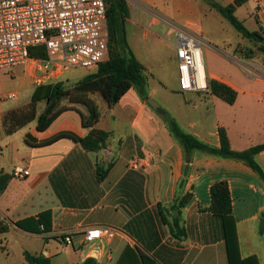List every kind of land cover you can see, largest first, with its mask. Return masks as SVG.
I'll return each mask as SVG.
<instances>
[{
  "label": "crops",
  "instance_id": "1",
  "mask_svg": "<svg viewBox=\"0 0 264 264\" xmlns=\"http://www.w3.org/2000/svg\"><path fill=\"white\" fill-rule=\"evenodd\" d=\"M213 1L226 6L236 0ZM125 2V22L158 27L163 23L153 16L156 12L169 34L170 26L177 27L203 44L199 29L189 28L195 24L174 26V16L185 11L194 14L203 3L205 11L215 10L206 0ZM234 14L243 25L256 16L257 28L252 31L264 29V0H242ZM128 32L125 29L130 49ZM206 44L217 48L208 38ZM225 50L229 61L212 53L246 82L237 85L220 72L206 67L205 71L207 79L236 92L233 103L210 89L199 100L194 99L199 93H180L190 100L175 117L184 133L211 147H219L218 129L223 128L231 149L243 151L264 143V73L248 78L244 68L259 62ZM33 90L34 86L31 95ZM141 95L131 88L108 106L94 93L99 118L92 127L84 126L87 110L79 106L67 107L43 131L36 129L34 119L7 134L0 120V220L8 227L0 233V264H23L25 251L42 253L51 264H229L226 217L213 211L210 194L219 182L228 187L240 259L255 257L264 264V151L254 157L258 170L198 150L187 157L167 123L152 116L166 104L159 102L152 109L147 96ZM43 110L44 105L37 115ZM92 129L109 134L98 151H87L78 142ZM15 166H24L29 175L14 178ZM92 226L115 232L83 243L85 230ZM65 234L72 239L70 246L60 241Z\"/></svg>",
  "mask_w": 264,
  "mask_h": 264
},
{
  "label": "built area",
  "instance_id": "2",
  "mask_svg": "<svg viewBox=\"0 0 264 264\" xmlns=\"http://www.w3.org/2000/svg\"><path fill=\"white\" fill-rule=\"evenodd\" d=\"M106 8L105 0H0V70L32 62L37 67L35 83L39 86L61 69H96L108 51ZM170 28L178 92H208L203 43L183 29ZM39 46L45 49L46 57H30L29 50ZM244 69L248 78L257 79L260 71L264 73V64L259 62ZM7 98L14 99V95ZM28 175L24 166L12 170L16 179ZM114 232L110 227H89L83 243H93ZM60 241L64 246L72 244L67 234Z\"/></svg>",
  "mask_w": 264,
  "mask_h": 264
},
{
  "label": "trees",
  "instance_id": "3",
  "mask_svg": "<svg viewBox=\"0 0 264 264\" xmlns=\"http://www.w3.org/2000/svg\"><path fill=\"white\" fill-rule=\"evenodd\" d=\"M206 1L242 37L259 43V50L264 53V29L259 28V31H249L234 14L236 7L241 4L242 0H236L233 4L226 6H222L213 0ZM105 2L107 5L106 16L109 29V41L113 43V48L111 46L109 52H107V58L105 57L98 64L94 72H90L78 80L72 90H63L59 83L43 84L35 87L30 102L26 106L7 112L3 116L1 122L7 134L15 132L34 119L36 120V129L38 131L45 130L60 113L67 109L63 107L55 110L58 101L62 98L71 97L72 92L81 94L82 97L77 98V101H80L87 109V117L84 120L85 127H92L99 118V111L96 104L89 100L86 94L99 93L107 105L112 106L131 88H136L142 93L141 86L144 82L143 67L129 49L126 41L124 27L125 19L128 16L126 2L125 0H105ZM119 45H122L123 53L116 52ZM29 56L44 59L46 57L45 49L41 46L33 47L29 50ZM244 60L249 59L244 58ZM261 62L264 64V61ZM208 88L212 94L229 104L233 103L236 98V92L219 81L208 80ZM43 99L45 101V108L37 115V104ZM167 125L170 132L182 144L187 157L192 151L198 150L209 155L242 161L252 169L258 170V165L254 161V157L261 151H264V143L243 151H235L230 147L225 130L219 128V147H211L202 143L192 135L181 131L173 120H169ZM108 136V133L92 129L84 138H79L78 142L87 151H98L104 147L105 140ZM210 194L213 211L226 217L224 240L228 263L258 264L255 257H248L246 259H240L239 257L234 225L230 218L231 201L227 184L225 182L216 183L212 186ZM229 222H231V228L228 227ZM7 229V225L0 220V233L7 231ZM23 256L25 261L23 264H51L50 259L42 253L31 254L25 251Z\"/></svg>",
  "mask_w": 264,
  "mask_h": 264
},
{
  "label": "rangeland",
  "instance_id": "4",
  "mask_svg": "<svg viewBox=\"0 0 264 264\" xmlns=\"http://www.w3.org/2000/svg\"><path fill=\"white\" fill-rule=\"evenodd\" d=\"M199 6L200 7L195 10L194 14H190L189 11L177 12V14L175 12L176 15L174 17L176 20H173V25L182 27L186 21L195 24L194 27L192 25L189 28L195 31L196 28L199 29L198 33L205 41L202 48L205 67L220 72L222 76L237 85H243L246 81L239 78L229 65L213 55L212 52L215 51L223 59L229 61L227 58H231V56H226V54H224V51H226L225 49H228L233 56L249 59L248 61L255 60L261 62L264 61V53L259 50L260 44L242 37L215 10L209 8V12L205 11L207 7L204 3ZM153 16L161 20L163 25L158 27L148 25V23L137 25L130 20H126L124 23L125 29L129 31L132 47H130V49H133L141 63H143L144 82L141 86V96L143 98L147 96V103L152 109L155 108L148 102L149 99L158 106H160L159 102L165 103L166 106L161 105L160 107L162 110L159 113L156 111L154 114L151 113L153 114L152 116H154L155 120L160 118L161 121L167 124L169 120H173L182 131L183 129L177 123L175 115L180 116L181 113L184 112L182 105L188 102L190 98L182 96L175 91L177 88V72L176 62L173 60V35L172 33H168V28L164 24L162 17L156 14V12L153 13ZM130 17L131 16H129V19ZM244 26L249 31H252L255 27L257 28L256 16H252ZM207 38L210 43L212 42L217 48L207 45ZM111 46L113 48V43L109 41L107 52H109ZM117 51L123 53L122 45H119L118 49H116V52ZM230 52H227V54ZM93 70L95 69H61L50 79H45L46 81L44 84L59 83L63 90H72L75 83L81 79L84 73H90ZM37 76V67L31 62L27 63L25 66L0 70V120H2L7 112L22 108L30 102L32 86H34V88L38 86L35 83ZM251 81L253 82V80ZM9 94L14 95V99H8L7 96ZM204 94L205 93H199V97H195L194 99H202L205 97ZM93 95L94 93H88L86 97L94 102ZM70 96L71 97L62 98L58 101L55 110L70 106H79L86 109L80 101H77V98L82 97L81 94L72 92ZM96 97L102 98L99 93H96ZM194 99L193 101H195ZM43 105L45 108L44 99L38 104L37 111H41ZM189 118L192 120L191 117ZM193 121L198 120L196 119Z\"/></svg>",
  "mask_w": 264,
  "mask_h": 264
},
{
  "label": "water",
  "instance_id": "5",
  "mask_svg": "<svg viewBox=\"0 0 264 264\" xmlns=\"http://www.w3.org/2000/svg\"><path fill=\"white\" fill-rule=\"evenodd\" d=\"M148 102H150V104L153 106V108H157V105L154 104L150 99L148 100Z\"/></svg>",
  "mask_w": 264,
  "mask_h": 264
}]
</instances>
